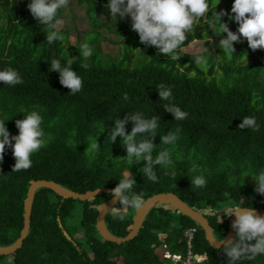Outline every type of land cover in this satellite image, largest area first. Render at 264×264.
Instances as JSON below:
<instances>
[{
  "label": "trees",
  "instance_id": "obj_1",
  "mask_svg": "<svg viewBox=\"0 0 264 264\" xmlns=\"http://www.w3.org/2000/svg\"><path fill=\"white\" fill-rule=\"evenodd\" d=\"M107 2L76 0L78 6L85 4L90 29L79 32L76 43L69 44V29L60 28L65 40L48 45L49 28L32 17L29 0H0V70L13 68L23 80L14 87L0 82V120L8 119L6 127L10 135H16L15 121L35 110L42 117L47 140L33 153L27 170L12 171L11 148L6 147L0 161L2 246L19 236L23 201L29 185L38 179L53 180L83 193L104 186L114 188L130 172L136 181L133 193L142 195L143 200L160 192L175 193L205 213L216 239H222L228 230L230 215L226 214L232 205L264 210V195L254 191L252 177L245 176L242 184L239 179L243 174L255 176L264 171V49L251 50L242 37L240 43L234 42L235 53L229 54L219 45L226 34L216 35L199 20L177 50L179 60H172L154 46L141 44L129 17H117V22L110 18ZM215 3L209 0L211 12L231 14L233 0H219L216 9ZM71 4L69 0V12ZM63 9L57 13L58 19L64 15ZM222 21L236 31L237 23L228 16ZM102 29L115 32L118 40L107 38ZM213 37L218 41L216 49H209L206 67L198 66L194 58L204 49L190 52L183 47ZM85 41L93 48L87 69L80 67L84 62L80 44ZM104 41L118 45L117 54L107 53ZM68 56L75 58L72 69L83 80L82 90L75 95L60 83L59 73L50 70L52 59L66 61ZM159 84L171 89V101L159 99ZM168 103L185 111L187 118L174 120L163 106ZM135 112L160 119L154 137L146 133L137 138L152 139L153 157L165 149L171 152V167L155 166L157 182L144 175L143 160L128 164L121 137L113 143L108 137L116 119ZM250 116L256 118L259 131L239 128L242 119ZM101 124L104 131L96 136ZM133 126L127 121L125 132L130 133ZM168 134L178 136L174 147L161 143V137ZM93 136L99 143L96 150L89 147ZM193 163L207 178L203 188L191 183L200 174L190 171ZM111 197V193H101L79 200L38 188L28 235L14 253L0 255V264H7L8 257L11 264H174L157 249L165 246L170 254L184 256L188 248L184 231L190 227H196L192 251L208 254L207 261L195 264H227L226 256L211 247L199 224L162 204L150 209L134 238L120 244L103 239L95 226L97 207ZM134 211L127 209L122 219L113 218L108 211L105 222L109 231L126 236ZM76 215V224H69ZM240 264H264V255Z\"/></svg>",
  "mask_w": 264,
  "mask_h": 264
},
{
  "label": "clouds",
  "instance_id": "obj_2",
  "mask_svg": "<svg viewBox=\"0 0 264 264\" xmlns=\"http://www.w3.org/2000/svg\"><path fill=\"white\" fill-rule=\"evenodd\" d=\"M68 2L69 0H29L27 7L32 17L40 25H46L49 28L46 35L48 45L65 40L58 27L63 22L57 18V13L60 9L67 7ZM218 3L219 0H216L215 9ZM106 8L110 18L115 22H117V17L120 19L129 17L131 28L138 34L139 42L145 46H154L160 54L169 56L172 60H179L181 55L177 50L185 42L187 33L198 25L199 20L205 21L207 27L216 35L226 34L220 39L219 45L220 49L229 54L235 53L234 42L240 43L242 37L246 39L251 50L264 49V0H233L231 14L224 10L211 12L209 0H108ZM225 16H228L230 21L237 23L236 31L230 30L228 24L222 21V17ZM79 53L84 61L80 67L87 69L89 67L87 61L93 55V48L85 41L80 44ZM208 53H210L209 49L204 46V51L195 56V63L198 66L206 67ZM74 63L75 58H69V56L66 61H63L62 58H55L50 62V70L59 73L60 83L66 86L72 95L80 92L83 87L82 78L72 69ZM0 82L14 87L22 84L23 80L15 69L7 68L0 70ZM156 91L161 101H171L172 91L170 88L159 84ZM127 98V94H125L124 99ZM163 106L173 114L174 120L180 121L187 118L188 114L178 106L171 103ZM7 120H0V161L3 160L6 147H8L11 148L15 160L12 171L27 170L32 166L31 156L33 153L39 151L47 143L45 132L41 127L42 117L35 110L27 115L24 114L23 119L15 121L18 129L16 135H10L5 124ZM129 120L133 122L134 126L130 133H126L125 124ZM159 123L158 116L153 115L146 118L143 112H135L125 116L124 119H116L108 136L110 143L116 142L117 136L123 139L128 164L131 166L133 162L139 163L143 160L145 162L143 173L152 182H157L155 166L163 168L172 166L169 149L162 150L153 157L155 145L151 138L156 135ZM239 128L259 131V125L254 116L243 118ZM103 131L104 128L101 124L96 136ZM146 133L151 134L150 139H137ZM177 139V135L168 134L161 137V143L174 147ZM89 147L90 150L98 149L99 143L95 136L92 137ZM190 171L200 173L192 178V185L197 188L205 187L207 178L196 163L192 164ZM245 176H251L255 185L254 191L264 195V171L255 176L243 174L239 178L241 184ZM135 184V179L128 172L111 190L114 206L110 209L113 218L122 219L127 209L139 208L142 205V195L132 191ZM226 215L235 217L231 225L234 237L227 240H213L214 244L226 256L227 264H240L244 259L254 260L257 256L264 255V215H257L253 208L239 205H232ZM220 221L221 216L219 223ZM165 251H162V254ZM197 255L199 260L196 263L208 260V254Z\"/></svg>",
  "mask_w": 264,
  "mask_h": 264
},
{
  "label": "water",
  "instance_id": "obj_3",
  "mask_svg": "<svg viewBox=\"0 0 264 264\" xmlns=\"http://www.w3.org/2000/svg\"><path fill=\"white\" fill-rule=\"evenodd\" d=\"M45 187L56 194L64 197V198H72V199H92L95 195L101 193H111L113 188L111 187H99L93 190H88L86 192H77L71 190L69 188L64 187L63 185L47 179H38L33 181L26 192V196L23 201V226L20 230L19 236L16 238L14 242L9 245H0V255H10L14 253L17 249H19L22 244L23 240L28 235L30 229V222H31V212H32V204L35 195V191L40 188ZM160 204L163 205L164 208H170L172 210H176L178 213H182L184 215L189 216L193 219L204 231V235L206 240L209 242L211 247L218 248L214 244V240L216 239L213 235L212 228L210 226L209 220L205 216V213L199 210L190 207L186 202H184L178 195L173 192H160L153 194L152 196L143 200L142 205L139 208H135L134 215L132 217V225L129 233L126 236L120 237L112 234L106 226L105 217L108 211H110V207L113 205V198L111 197L106 202L102 203L98 209V214L96 217V230L98 234L105 240L115 242L117 244L123 243L135 237L137 232L139 231L142 223L150 211L151 208L157 207ZM257 215H264V210L259 208H253ZM235 217L230 216L228 220V230L225 236L222 238L223 240H227L229 238L234 237V230L232 228V221ZM67 235V233L65 232Z\"/></svg>",
  "mask_w": 264,
  "mask_h": 264
},
{
  "label": "rangeland",
  "instance_id": "obj_4",
  "mask_svg": "<svg viewBox=\"0 0 264 264\" xmlns=\"http://www.w3.org/2000/svg\"><path fill=\"white\" fill-rule=\"evenodd\" d=\"M70 1L72 3L71 4L72 10L69 12V9H70L69 6L63 9L62 12L64 15L61 18H59L63 23L61 25H58V27L68 28L69 29V34H68L69 44H75L77 41L78 35L80 36L79 32L83 33L87 31L88 29H90V24H89V21L87 19V15L85 12V8H86L85 4L78 6L76 5V0H70ZM102 30L105 36H107V38H110L112 40H118V35L115 32H110L106 29H102ZM217 44H218L217 38L213 37V38H207L204 40H194L188 46L183 47V49L188 50L190 52H196L198 50H203L205 46L211 51H214L216 49ZM103 47L107 51V53L111 55H115L118 52V45H113L110 41H107V42L104 41ZM78 212L79 211L77 210V213ZM206 212L212 213L211 210H206ZM76 218L78 219V215H76L72 220H70L69 224L71 225L76 224ZM165 250H166L165 246L158 247L157 249L158 253L161 255H162V251H165ZM10 262H11V259L10 257H8L7 264H11Z\"/></svg>",
  "mask_w": 264,
  "mask_h": 264
},
{
  "label": "built area",
  "instance_id": "obj_5",
  "mask_svg": "<svg viewBox=\"0 0 264 264\" xmlns=\"http://www.w3.org/2000/svg\"><path fill=\"white\" fill-rule=\"evenodd\" d=\"M195 232H196L195 227L186 229L184 231V235L186 236L187 247H188L187 252L184 256H182L181 254H172L171 255L168 251H165L164 255H166L167 257H171L173 262H175V263L180 262L181 264H195L199 260L198 255L195 254L191 248ZM177 257H179V259H177Z\"/></svg>",
  "mask_w": 264,
  "mask_h": 264
}]
</instances>
